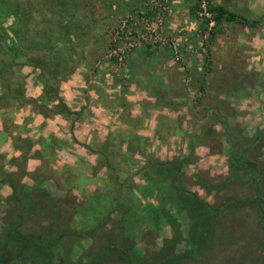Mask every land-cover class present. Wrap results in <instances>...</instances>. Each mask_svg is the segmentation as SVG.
<instances>
[{
	"label": "rangeland",
	"instance_id": "374dc122",
	"mask_svg": "<svg viewBox=\"0 0 264 264\" xmlns=\"http://www.w3.org/2000/svg\"><path fill=\"white\" fill-rule=\"evenodd\" d=\"M210 1L259 20L224 22L210 38L213 25L208 29L197 15L198 0H170L173 11L164 14L161 31L188 47L179 60L168 44L152 42L149 35L139 38L142 24L128 18L139 9L151 17L149 0L11 1L23 29L29 18L37 28L50 19L60 38L64 29L75 42L62 47L54 100L43 102L49 86L36 78L39 70L28 58L18 68L26 102L13 111V126L6 124L12 128L0 141V239L3 230L17 223L24 232L46 234L27 252L37 264H54L58 254L62 264H152L163 259L169 264H250L264 250L251 176L232 175L228 162L233 135H240V143L253 136L246 153L258 164L264 200V131L256 138L264 129V0ZM175 18L183 23L167 22ZM58 100L68 110L55 109ZM40 102L45 104L41 108ZM24 121V127L17 126ZM47 135L53 146L40 143ZM25 138L33 142L27 152ZM130 139L142 140L160 164L184 159L179 170L167 175L144 169L157 181L162 200L173 178L181 196H188L187 190L213 207L223 206L210 215L216 233L203 254L178 262L170 256L178 252L175 243L183 245L173 239L187 236L189 208L169 206L176 213L175 230L160 220L154 228L143 217L149 204L158 206L157 186L148 192L150 181L135 172L148 157L130 151ZM41 152L47 155L38 156ZM117 195L128 200L122 210L141 208L142 217L130 219V229L111 211Z\"/></svg>",
	"mask_w": 264,
	"mask_h": 264
},
{
	"label": "trees",
	"instance_id": "16d2710c",
	"mask_svg": "<svg viewBox=\"0 0 264 264\" xmlns=\"http://www.w3.org/2000/svg\"><path fill=\"white\" fill-rule=\"evenodd\" d=\"M11 1L12 0H0V109L4 110V114L2 117L4 125L2 130L0 131V141L6 139V135L9 134L10 129L12 128H9L6 124H10L11 126H13L10 123V120L12 121L14 117L13 111L18 109L22 104L26 102L23 93L24 76L22 77V75L18 71L20 65L26 63L25 61L28 58L27 62L36 66V68L39 70L37 72L36 78L39 79L41 84H43L44 86H47V84L49 86L46 94L42 97V99H44L43 102L46 103L50 100H54V98H57L56 86L58 79L60 78V75H58V73H60V61H58V59H60L59 56L63 54L62 51L63 49H66V45L68 42H75V39L72 38L70 34L66 33L64 29L59 30L60 32H62L60 33L61 35L64 34L60 38V36H58L57 34L58 31L52 29L50 19H47L43 22L45 24V27L37 28L32 27L33 25L30 24L29 18L27 19V22L29 23V25L27 26L28 30L25 28L23 29L20 25H17L20 22V17H17L14 7L13 9L12 7L10 8ZM209 8L213 12V18L215 21L211 30L212 34L210 38L213 37L214 30L219 28L224 22L238 19L242 22L253 23L255 21L258 22L259 20V18L250 19L238 13L237 11L229 9L223 4L212 3L210 0ZM194 12L195 5L193 4L190 7L191 16H194ZM204 21L205 20H203V22ZM27 32H29V38L26 35ZM23 36H25L26 39ZM78 45L81 46L80 44ZM34 50H38V52L40 53L38 57L33 53ZM200 87L203 88V84L200 85ZM44 105L45 104L41 102L38 104L39 108L43 107ZM11 107H13V109L9 110V108ZM55 107V109H58V111L60 110V112L68 110L67 106H65L61 100H58L55 103ZM51 110L53 109L51 108ZM5 115H7L9 120H6ZM17 126L20 128L24 127L25 121L18 124ZM263 131L264 129H260V131L258 132L260 134H257L256 138L259 139V137L263 134ZM127 138L128 135L126 137V140ZM239 138V134H234L232 137V141L229 145V155L233 156V158L231 159L229 156L228 162L232 169V175L233 173L237 175L240 172H244L245 174L247 173L251 176V182H253V191H255V194L258 198V200H256V205L258 208L257 210L259 213V220L264 231V200L261 196V188L258 183L260 170L258 168V164L250 161L246 153L247 148L251 145L250 140H252L254 137L250 136L248 137V140L245 139L241 143L239 142ZM130 140L132 142V144H130V151L133 152L137 149V153L148 157V160H146L147 162L143 164H137L138 166L136 167L135 172H141L142 176L147 181H150L148 182V192L150 193L156 191L154 188L157 186V181L152 179L151 176L144 171L146 167L150 166V173L158 170L163 172L164 175H167L165 173L172 172L176 169L179 170L182 162L184 163V159H180L176 164H160V160L155 158L152 153H149V151L146 150L145 146H142V140ZM32 143L33 142L31 140L29 141V139L25 138L24 146L26 149L24 152H27L31 148ZM40 143L42 145L44 144L45 146L48 144H50V146L54 145L51 142L50 136L48 135L45 137H40ZM16 147L21 148L22 145L16 143ZM45 151H47L46 148ZM46 153L48 154L49 152L47 151ZM46 153L41 152L40 154H38V156L43 157ZM131 157L135 158L130 152V158ZM131 166L132 165L130 163V167ZM122 172V170L117 171V175L119 176V174H121ZM80 178L84 180L85 176L81 174ZM101 178L102 177H98V179ZM226 178L227 179L225 180H229L228 177ZM171 181L172 183L169 184L168 188V190L170 191L168 192V196L164 200H162L161 198L162 191H158L157 186V191L154 194L156 195L158 206L157 208H154L152 204H149L148 207L150 208L149 210L146 209L147 214H143V217H149L150 221L156 224L154 228L158 229L159 226H161L157 222L160 220L172 223L173 229L175 230L176 213L175 211H171L169 206L174 205L180 210L182 208L185 209L186 207L189 208V211H187L190 215V222L187 227V236L185 238H181L179 241L172 238L173 240H175L174 243H179L181 241L183 242V245L181 247L179 244L177 245L175 243L178 252L173 250V254L170 255L173 257L174 262H178V258H192L195 255H201L206 250H208L212 243L213 236L216 233V227L214 224L215 218H213L212 222L210 215L214 217L215 214L223 209V206L219 205L217 207H213L212 204L210 205L208 203H205L204 200L200 199L197 194L188 192L187 190L183 191H185L188 196H181L179 192L180 190H182L181 187L179 186L180 190H178V184L176 183V181L173 178L171 179ZM10 184L14 189V184L12 181H10ZM132 198L133 197L130 196V200ZM113 201L114 203L111 205V211L116 210L120 215L118 219H124H120L122 221L121 225L124 227V229H130V219L134 221V218L136 216L142 217L141 208L135 207V209H131L130 207L129 209L127 207L125 211L122 210V207L126 206V201H128L124 196L117 195V197H115ZM161 202H163V204ZM119 205L121 206V209L116 208ZM146 221L148 220L146 219ZM16 225L8 226L10 230L5 231V229L2 231L0 239V264H37L33 262V260L29 259L27 252L30 250V248L33 247L36 241H43L47 235L44 233L24 232L20 230V228H18V223ZM172 239L170 238V241H172ZM11 243H15L16 245L14 250L11 247ZM61 261V254H58V262H54V264H62ZM167 263L169 264L170 261L168 259H163L152 264ZM258 264H264V258H262Z\"/></svg>",
	"mask_w": 264,
	"mask_h": 264
},
{
	"label": "built area",
	"instance_id": "2783aa9c",
	"mask_svg": "<svg viewBox=\"0 0 264 264\" xmlns=\"http://www.w3.org/2000/svg\"><path fill=\"white\" fill-rule=\"evenodd\" d=\"M149 2L151 4V9L153 10L152 16L149 17L151 19L145 16L144 10H140V9L130 13V17L128 18H130L131 21L135 19L133 23L138 22L139 24H142L144 31L141 32L139 38H142V40H147L146 38L149 35L148 38L152 42H160L162 44L165 43L168 44V46L172 50V54L175 60H179L183 54V50L184 49L189 50L188 47H183L184 43L176 36H171V35L168 36L162 33L161 31V28L163 26L164 14L170 15L173 11L170 0H149ZM196 13L201 18V20H205V24L208 29L212 25H214L215 21L213 18V12L209 8V0H198V9ZM208 29L205 31L206 35L208 34ZM139 38H136V40L140 41ZM136 40L135 42L133 41L132 43H130L131 47L136 43ZM119 50H121L120 52H122L121 48H119Z\"/></svg>",
	"mask_w": 264,
	"mask_h": 264
},
{
	"label": "crops",
	"instance_id": "0c3cea01",
	"mask_svg": "<svg viewBox=\"0 0 264 264\" xmlns=\"http://www.w3.org/2000/svg\"><path fill=\"white\" fill-rule=\"evenodd\" d=\"M130 2H132V3L134 2L136 4L135 0H130ZM181 5H182L181 2L176 3L177 10L180 8ZM175 16H176V14H175ZM173 21H175L176 23H173ZM167 22H169V24L172 23L171 25H173V24L176 25V24H182L183 20L175 18V19H168Z\"/></svg>",
	"mask_w": 264,
	"mask_h": 264
},
{
	"label": "water",
	"instance_id": "95a60500",
	"mask_svg": "<svg viewBox=\"0 0 264 264\" xmlns=\"http://www.w3.org/2000/svg\"><path fill=\"white\" fill-rule=\"evenodd\" d=\"M262 258H264V250L255 255V257L251 260L250 264H258Z\"/></svg>",
	"mask_w": 264,
	"mask_h": 264
}]
</instances>
